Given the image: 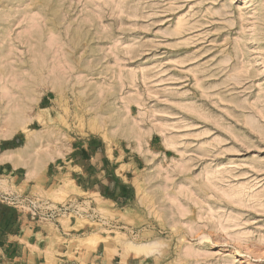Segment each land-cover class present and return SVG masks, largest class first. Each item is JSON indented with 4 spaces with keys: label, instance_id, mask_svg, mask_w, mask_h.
I'll list each match as a JSON object with an SVG mask.
<instances>
[{
    "label": "rangeland",
    "instance_id": "1",
    "mask_svg": "<svg viewBox=\"0 0 264 264\" xmlns=\"http://www.w3.org/2000/svg\"><path fill=\"white\" fill-rule=\"evenodd\" d=\"M125 262L264 264V0H0V264Z\"/></svg>",
    "mask_w": 264,
    "mask_h": 264
},
{
    "label": "bare ground",
    "instance_id": "2",
    "mask_svg": "<svg viewBox=\"0 0 264 264\" xmlns=\"http://www.w3.org/2000/svg\"><path fill=\"white\" fill-rule=\"evenodd\" d=\"M36 169H38V172L37 173H35V176L33 177V179H37L41 174H42V169H40L39 168V166H36ZM63 191H65V189L63 190ZM67 191V190H66ZM59 192H61V190L59 189ZM65 193V192H64ZM102 204V201H100V203L98 204L99 206ZM64 218H67V217H64ZM91 237V236H90ZM89 237V238H90ZM89 238H86V239H89ZM96 238V237H95ZM109 238V237H108ZM100 240V239H99ZM99 240H97V241H99ZM76 241H74V243H73V245L74 244H78V242H76ZM88 242H89V240H88ZM72 244V243H71ZM94 244V243H93ZM130 245V244H129ZM147 245V244H146ZM150 245V244H149ZM151 246V245H150ZM108 247V246H107ZM149 246H145V244L144 245H142V246H135V245H131V251H133V252H135V254L137 255V256H140V255H144L145 256V254H147V256H148V254H149V248H148ZM151 251V250H150ZM107 252H109V251H107ZM106 252V253H107ZM111 252H112V250H111ZM114 252V251H113ZM127 253V252H126ZM126 253H124L125 255H126ZM151 253V252H150ZM106 256H110V253H108V255H106ZM108 259V258H107ZM111 259V258H110ZM125 259V258H124ZM127 260V259H126ZM122 262H124V261H122ZM125 264H126V262H125ZM139 264H143V262H139Z\"/></svg>",
    "mask_w": 264,
    "mask_h": 264
}]
</instances>
